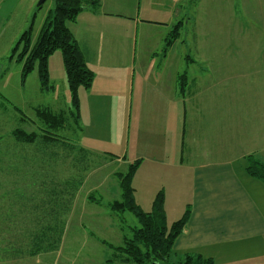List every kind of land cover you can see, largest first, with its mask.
<instances>
[{
    "label": "crops",
    "instance_id": "crops-1",
    "mask_svg": "<svg viewBox=\"0 0 264 264\" xmlns=\"http://www.w3.org/2000/svg\"><path fill=\"white\" fill-rule=\"evenodd\" d=\"M30 1L33 9L38 0ZM99 1L97 10H84L73 23L67 24L86 66L94 75L88 90L77 91L78 120L74 117L69 89L65 88V71L62 75L58 72L63 92L56 93L57 80L50 76L49 60L48 89H41L40 84L36 88L43 104L33 108L34 118L48 125L37 116L38 110L45 111L49 127H62L68 112L74 126L72 133L83 139L77 150L91 159L104 160L107 168L111 162L128 167L139 161L131 186L134 200L142 210L150 212L160 192L167 222L179 220L188 207L189 219L173 245L176 257L189 253L212 259L213 264H264V182L246 173L252 161L264 165V55H260L262 64L256 67L257 72L245 71L230 78V82L228 77L220 76L222 68L215 62L210 67L211 61L205 60L206 65L198 67L192 59L215 57L216 53L207 57L198 50L194 56L188 51H175L179 38L165 50L174 13L159 8L156 0L145 1L147 8L154 11L144 19L138 14L140 0ZM176 1L172 0L171 4ZM169 7L174 10L173 6ZM126 11L130 12L126 14ZM231 11L228 18H232ZM197 16L196 13L193 27L198 25ZM231 18L230 22L237 27L238 21ZM192 31L191 38L197 45L201 32ZM139 38L143 50L137 56ZM154 42L159 44L150 52L148 48ZM240 55L234 52L226 56L235 60ZM175 60L181 65L179 68L174 66ZM143 61L153 65L148 73L141 67ZM27 78L24 82L21 80L25 87ZM69 98L70 109L66 112L63 109L68 107ZM12 112L16 125L39 129L32 127V121L22 120ZM114 130L117 136L112 133ZM99 131L106 134L99 138L94 135ZM115 136L121 139L122 154L113 160L109 154L96 150L95 143L99 144L100 139L105 148H114ZM42 138L51 147L57 142ZM94 154L99 155L95 158ZM115 175L117 172L112 174L114 178ZM40 177L30 172L24 183L26 192L50 196L41 191L44 183L36 186L35 181H41ZM102 183L95 188L103 193ZM57 202L49 206L51 212L46 213L45 207L32 212L42 210L45 216L54 212V227L42 216L45 225L42 229L39 225L37 233L60 235L58 246L53 247L56 249L53 253L60 256L62 235L71 232L64 223L66 212L70 218H77L76 223L71 220L69 224L71 233L92 235L102 222L97 220V209L74 213L69 212L70 201L65 202V207L62 201ZM88 203L101 206L90 196ZM108 205L106 212L117 217ZM36 240L37 237L33 238V242ZM33 258L36 256H5L0 257V264H13L20 262L19 259L26 264V260Z\"/></svg>",
    "mask_w": 264,
    "mask_h": 264
},
{
    "label": "rangeland",
    "instance_id": "rangeland-1",
    "mask_svg": "<svg viewBox=\"0 0 264 264\" xmlns=\"http://www.w3.org/2000/svg\"><path fill=\"white\" fill-rule=\"evenodd\" d=\"M38 1L33 9H30V0H0V95L6 100L5 102L0 96V257H11L13 256L12 251L16 249L18 250L17 256L28 257V251L33 247V238L40 235L37 231L40 227L41 229L44 227L45 221L50 227H54L52 218L54 212L45 216L42 210L36 213L32 211L45 207L46 213L51 212L49 206L52 207L53 203L57 204V201H62L65 207V202L70 201L69 212L72 210L74 213H83L86 209H97L95 210L98 211L95 213L99 216L97 220L102 222L100 228H95L92 235L71 233L72 229L69 224L72 221L76 223L77 218L74 216L70 218L66 212L63 219L66 230H71V232L62 235L64 243L60 256L53 252L40 253L36 255V258L26 260V264H120L121 256L117 253L115 255L107 246L121 247L123 245L121 238H130L132 236L130 230L138 224L135 217L128 212L117 215V217L110 216L111 213L106 212L105 206L119 199L120 191L112 174L125 173L127 167L111 162L107 168L102 162L104 160L91 159L77 150V146L81 145L83 139L77 133H72L74 126L67 112L70 109V98L67 102L68 107L64 109L61 107L67 112V121L62 127L53 126L51 128L50 123L45 125L34 118L33 108H40L43 104L40 103L41 98L36 94V88L39 86L38 63H35L33 71L27 76L26 87L21 82L23 61L17 63L21 47L15 55L12 50L21 35L28 30H31L30 49H32L47 18L55 10L53 0L44 1L40 7L37 6ZM145 1L147 0H143L142 3L140 0L138 13L140 17L143 16V19L154 11L151 7L147 8ZM156 1V4H160L159 8H167V13L173 11V27L182 23L179 26V40L175 43V51L180 53L188 51L191 56H194L198 50L199 53H205L207 57H210L211 53L212 56L216 53L215 57L206 59L194 57L192 59L198 67L206 65L205 60L211 61L210 67L215 62L222 68L220 76L228 77V80L237 74L246 73L245 71L257 72L256 67L259 63L262 64L260 55H264V0H200V2L199 0H177L175 4H171L172 0ZM169 6H173L174 10H171ZM30 11L32 13L29 16ZM230 11L231 20L238 21L237 27L228 18ZM126 12L128 14L130 11ZM196 13L198 25L193 27L192 23ZM193 29L194 32H196L195 29L201 32L197 45H194L191 38ZM158 44L154 42L148 50L150 52L156 50ZM142 50L143 46L139 38L136 47L137 56H140ZM234 52L241 53L240 57L234 60L226 56ZM48 60L50 76L57 80L56 93L63 92L58 81V72L62 75L64 69L61 52H54ZM177 62L175 60L174 66L179 68L181 65ZM141 67L146 70V72L143 71L144 73H148V69L153 65L143 61ZM24 87L30 94H27ZM67 87L65 82V88L68 91ZM7 103L19 110L26 119L32 121V127L35 126L45 133L34 128L26 129L16 125L12 119L13 112ZM15 129H20L26 134L33 133L34 141L29 144L15 139L12 134ZM115 131L112 132L114 135H116ZM131 131L132 128H130ZM48 133L56 137V148L42 141V135H48ZM101 134L106 133L94 132V135L99 138ZM116 136L113 139L115 140L114 148L111 146L109 149L105 148L97 138L99 144L95 143L98 145L95 149L109 154L110 159L116 160L122 154L121 139ZM97 155L99 154L90 156L97 158ZM28 161L29 164H25ZM38 165L40 168H37ZM31 171L41 175V181H35L36 186L38 187L37 183L39 185L44 183L45 186L41 187V191L50 196L26 192L27 188L24 183ZM101 182L104 184L103 193L95 188ZM59 192L61 194L57 195ZM22 194L24 195L20 196ZM89 196L101 206H90ZM142 211L148 212L145 209ZM42 216L45 217V221ZM167 223L170 225L172 222L169 220ZM86 228L93 231L91 228ZM47 236L49 237L48 234ZM55 257H57L56 262ZM18 261L20 262L13 264H22V260Z\"/></svg>",
    "mask_w": 264,
    "mask_h": 264
},
{
    "label": "trees",
    "instance_id": "trees-1",
    "mask_svg": "<svg viewBox=\"0 0 264 264\" xmlns=\"http://www.w3.org/2000/svg\"><path fill=\"white\" fill-rule=\"evenodd\" d=\"M53 1L55 2V10L52 14L50 13L47 21L43 25L35 46L30 49L31 30H28L21 35L12 52L15 55L21 47L17 63L23 61L21 69L22 82L33 71L35 63H38L39 84L43 90L48 89V59L54 52H61L74 117L78 120L77 91L79 88L88 90L92 85L94 75L86 66L84 57L67 24L73 23L77 16L84 10H97L100 1ZM179 26H181V23L175 25L166 37L165 50L178 40ZM7 104L22 120H26L19 110L12 107L9 103ZM47 114L45 111H37L38 119H42L46 123H48ZM37 131L45 133L41 129ZM12 134L15 139L23 143L31 144L34 141L35 135L33 133L26 134L20 129H15ZM42 136L44 138L53 137V140L56 139L54 135L49 133L48 135ZM56 146V144H53L54 148ZM138 166L139 161H136L127 167L125 173H117L115 175L118 181L120 196L118 200L108 205L109 210L115 215H121L125 212L132 214L138 224L137 227L130 230L132 235L130 238L123 237V245L121 247L107 246L115 255L117 253L121 256V260H119L120 264H213L212 259L203 258L200 255L184 253L176 257L177 255L173 252V245L187 224L190 210L187 207L179 220L173 222L171 225H167L163 207V193L160 192L155 197L150 212L144 213L134 200V191L131 186L132 178ZM246 173L249 177L264 182V165L252 161L246 168ZM59 238L60 235L54 233L46 232L38 235V241L33 242V247L28 251V256H36L40 253L55 251L56 249H53V247L59 243ZM12 253L13 256H17L18 250L16 249Z\"/></svg>",
    "mask_w": 264,
    "mask_h": 264
},
{
    "label": "water",
    "instance_id": "water-1",
    "mask_svg": "<svg viewBox=\"0 0 264 264\" xmlns=\"http://www.w3.org/2000/svg\"><path fill=\"white\" fill-rule=\"evenodd\" d=\"M44 1L46 0H39L37 6L40 7L44 3Z\"/></svg>",
    "mask_w": 264,
    "mask_h": 264
}]
</instances>
